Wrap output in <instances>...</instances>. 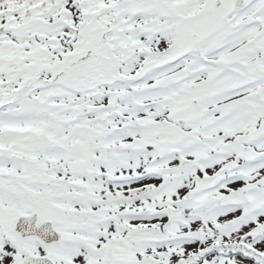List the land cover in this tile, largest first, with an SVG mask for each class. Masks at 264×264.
I'll return each mask as SVG.
<instances>
[{
	"label": "snow or ice",
	"instance_id": "obj_1",
	"mask_svg": "<svg viewBox=\"0 0 264 264\" xmlns=\"http://www.w3.org/2000/svg\"><path fill=\"white\" fill-rule=\"evenodd\" d=\"M0 264H264V0H0Z\"/></svg>",
	"mask_w": 264,
	"mask_h": 264
}]
</instances>
